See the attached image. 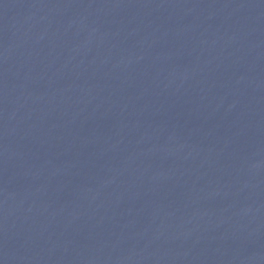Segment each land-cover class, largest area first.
<instances>
[{
    "label": "water",
    "instance_id": "obj_1",
    "mask_svg": "<svg viewBox=\"0 0 264 264\" xmlns=\"http://www.w3.org/2000/svg\"><path fill=\"white\" fill-rule=\"evenodd\" d=\"M0 264H264V0H0Z\"/></svg>",
    "mask_w": 264,
    "mask_h": 264
}]
</instances>
